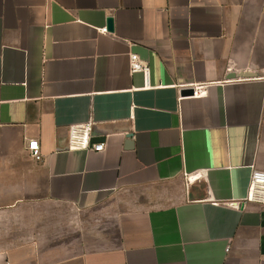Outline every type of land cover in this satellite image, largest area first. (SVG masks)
Segmentation results:
<instances>
[{
  "label": "crops",
  "instance_id": "0c3cea01",
  "mask_svg": "<svg viewBox=\"0 0 264 264\" xmlns=\"http://www.w3.org/2000/svg\"><path fill=\"white\" fill-rule=\"evenodd\" d=\"M253 168L264 0H0V264H264Z\"/></svg>",
  "mask_w": 264,
  "mask_h": 264
},
{
  "label": "built area",
  "instance_id": "2783aa9c",
  "mask_svg": "<svg viewBox=\"0 0 264 264\" xmlns=\"http://www.w3.org/2000/svg\"><path fill=\"white\" fill-rule=\"evenodd\" d=\"M101 32L107 33L108 28L105 26ZM130 72H143L146 76L150 73V67L136 53H131L129 57ZM190 88L193 90L192 96L200 98L207 95L208 84L197 83L192 84ZM93 121L86 123L74 124L69 127V143L68 150H92L94 152H102L105 149V142L92 143ZM26 148L32 159L39 162L42 159V151L40 143L37 139L27 140ZM248 200H255L264 203V171L256 168L252 169L249 187ZM233 207H239L236 202L231 203Z\"/></svg>",
  "mask_w": 264,
  "mask_h": 264
},
{
  "label": "water",
  "instance_id": "95a60500",
  "mask_svg": "<svg viewBox=\"0 0 264 264\" xmlns=\"http://www.w3.org/2000/svg\"><path fill=\"white\" fill-rule=\"evenodd\" d=\"M113 28V20L112 18H109L108 19V29H112ZM181 93L183 95H192L193 94V90L191 88H186V89H183L181 91Z\"/></svg>",
  "mask_w": 264,
  "mask_h": 264
}]
</instances>
